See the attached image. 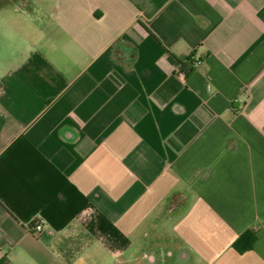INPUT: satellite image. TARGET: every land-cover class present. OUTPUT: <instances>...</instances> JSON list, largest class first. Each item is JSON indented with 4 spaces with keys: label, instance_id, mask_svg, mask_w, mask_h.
Masks as SVG:
<instances>
[{
    "label": "crops",
    "instance_id": "1",
    "mask_svg": "<svg viewBox=\"0 0 264 264\" xmlns=\"http://www.w3.org/2000/svg\"><path fill=\"white\" fill-rule=\"evenodd\" d=\"M0 264H264V0H0Z\"/></svg>",
    "mask_w": 264,
    "mask_h": 264
},
{
    "label": "trees",
    "instance_id": "2",
    "mask_svg": "<svg viewBox=\"0 0 264 264\" xmlns=\"http://www.w3.org/2000/svg\"><path fill=\"white\" fill-rule=\"evenodd\" d=\"M201 59H196L195 54L179 60L181 71L185 73V77H189L197 68ZM258 235L256 229L246 230L234 243L233 248L240 254H244L253 250L257 242Z\"/></svg>",
    "mask_w": 264,
    "mask_h": 264
},
{
    "label": "built area",
    "instance_id": "3",
    "mask_svg": "<svg viewBox=\"0 0 264 264\" xmlns=\"http://www.w3.org/2000/svg\"><path fill=\"white\" fill-rule=\"evenodd\" d=\"M181 75L185 77V73L181 71ZM44 229V221L43 220H38L36 224L34 225L33 232L35 234H40Z\"/></svg>",
    "mask_w": 264,
    "mask_h": 264
}]
</instances>
